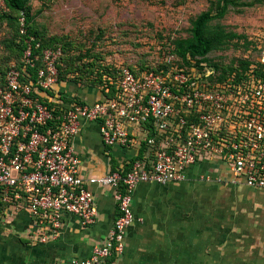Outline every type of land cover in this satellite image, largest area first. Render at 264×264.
I'll return each instance as SVG.
<instances>
[{
	"label": "built area",
	"instance_id": "2783aa9c",
	"mask_svg": "<svg viewBox=\"0 0 264 264\" xmlns=\"http://www.w3.org/2000/svg\"><path fill=\"white\" fill-rule=\"evenodd\" d=\"M18 23L22 53L0 66V223L21 222L28 240L45 243L59 235L66 215L94 224L91 186L111 187L117 214L104 241L70 261L108 264L123 253L140 183H180L209 162L216 182L264 191V65L221 77L214 65L190 57L186 64L168 50L149 68L101 64L106 68L88 78L87 99L81 80L61 79L62 46L41 48L22 15ZM258 58L264 64V47ZM92 123L108 152L128 156L86 177L74 139Z\"/></svg>",
	"mask_w": 264,
	"mask_h": 264
},
{
	"label": "rangeland",
	"instance_id": "374dc122",
	"mask_svg": "<svg viewBox=\"0 0 264 264\" xmlns=\"http://www.w3.org/2000/svg\"><path fill=\"white\" fill-rule=\"evenodd\" d=\"M219 1L26 0L25 14L29 17L26 27L43 43H64L70 55H77L68 67L79 66L83 71L82 67L87 63L96 62V67L113 64L141 69L145 65L155 66L168 57L172 39L189 37L192 21L203 12L215 13ZM19 17L21 15L17 12L0 7L1 66L6 65L11 56L15 58L16 51L9 49L8 45L17 36ZM209 25L245 36L244 39L231 40L228 47L210 53L209 57L224 64L241 56L256 59L264 47V0H229L224 15L210 21ZM246 38L251 42L245 43ZM84 75L79 94L87 92V78L92 77L88 73ZM70 76L73 74H67L66 78H76ZM181 209L184 221L194 222L189 228L196 230L197 241L194 246H186L180 241L178 248L174 249L172 262L190 264L191 258H198L203 252L201 237L210 234L218 244L216 224L219 217L211 211L202 216L195 214L193 218L191 208L187 211ZM10 228L11 225L0 223V264H28L32 252L28 250L23 234Z\"/></svg>",
	"mask_w": 264,
	"mask_h": 264
},
{
	"label": "crops",
	"instance_id": "0c3cea01",
	"mask_svg": "<svg viewBox=\"0 0 264 264\" xmlns=\"http://www.w3.org/2000/svg\"><path fill=\"white\" fill-rule=\"evenodd\" d=\"M74 148L86 177L106 174L121 157L128 156L116 149L108 152L94 123L86 124L75 137ZM216 174L209 162H202L190 170L186 181L166 186L137 185L132 198L135 220L126 229L123 253L112 264H173L174 249L180 241L186 246H194L197 241L196 230L189 228L194 222L184 221L182 207L185 211L191 208L193 218L211 211L219 217L218 244L210 234L201 237L203 252L191 258L190 264H264V191L218 183ZM207 175L212 176L210 181ZM91 189L97 207L92 225L83 226L66 215L59 235L45 243L28 240L21 222L11 225L10 229L23 234L32 252L28 264H70L73 258L90 256L93 247L104 241L117 214L114 189L96 185Z\"/></svg>",
	"mask_w": 264,
	"mask_h": 264
},
{
	"label": "trees",
	"instance_id": "16d2710c",
	"mask_svg": "<svg viewBox=\"0 0 264 264\" xmlns=\"http://www.w3.org/2000/svg\"><path fill=\"white\" fill-rule=\"evenodd\" d=\"M6 6V11L11 12H17L18 15H22L26 23L28 24L29 17L27 14H25L26 11V0H3ZM229 0H220L218 2V7L215 13H212L210 11H206L198 15L191 23V35L187 38H176L172 39L169 50L170 52L176 54L183 62L188 64V57L195 60V65H200L202 62H208L209 64L214 65L215 67L221 69V77L227 76L232 74L233 72L237 75L240 74L239 69L240 68H248L250 65H255L258 67H262L264 64H262L258 58L256 59H249L248 56L245 57H237L233 58L228 63H223V61H218L216 59H213L212 57H209L210 53L214 51H218L222 48L228 47L232 41L235 38L236 39H244V35H237L236 33H227L220 27H211L210 21L221 18L227 8ZM19 25V23H18ZM27 28V27H26ZM28 33L33 34L37 37V39L41 42V48L49 47V46H57L61 45L64 50V58H63V65L60 66V76L61 79L66 78L67 74H73L74 80H81L85 75L89 74V76L94 74L95 69L102 68L105 69L106 67L102 65H98L96 67V62H89L85 67H82L83 71L87 70V72H83L79 66L76 67H68L69 63H73V61L76 59L77 55H70L69 51H67V48H65L64 43H43L36 33L32 32L30 29L27 28ZM16 38L13 39L10 44L8 45L11 50H15L16 53L14 54L15 59L19 58L22 50H23V44L21 41H18V29L16 30ZM251 41H248L246 38L245 43H249ZM245 46H248L247 44ZM262 49V48H261ZM260 49V50H261ZM11 54V52H10ZM12 59V56L11 58ZM9 59V60H10ZM1 66V65H0ZM130 67V66H129ZM133 68V67H130ZM149 68V66H141V69ZM261 71V70H258ZM97 79H92L93 83H96V81L100 80L101 73L100 71L96 72ZM89 78V77H88ZM87 78V80H88ZM89 81V80H88ZM115 256H112L108 260V264H112L114 261Z\"/></svg>",
	"mask_w": 264,
	"mask_h": 264
}]
</instances>
